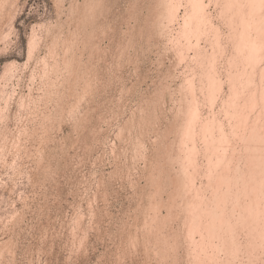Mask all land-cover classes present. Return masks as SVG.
<instances>
[{
	"label": "rangeland",
	"instance_id": "obj_1",
	"mask_svg": "<svg viewBox=\"0 0 264 264\" xmlns=\"http://www.w3.org/2000/svg\"><path fill=\"white\" fill-rule=\"evenodd\" d=\"M202 1L204 19L198 13L183 35V20L193 13L191 0H177L171 22L164 12L168 0H0V264H195L197 260L205 264L210 258L207 264H264V243L253 245L245 229L231 230L241 245L237 250L222 242L223 234L215 238L206 224L216 195L224 197L220 202L216 197L221 210L226 206L227 213L233 211L232 197L240 195L239 189L245 187L241 181L249 179H242L251 170L245 159L248 145H258L264 138V44L256 54V63L262 60L254 62L257 68L249 63L247 50L241 56L243 49L237 46L246 22L239 21L245 17L252 18L250 29L257 28L252 34L264 37L260 6L264 1L256 3L259 14L253 11L255 5L250 7L258 25L250 13L247 18L248 10L243 9V18L239 8L228 6L233 1L231 6L240 7L247 0H230L228 5V0ZM225 6L230 9L227 13ZM231 9L239 11L238 17ZM208 73L218 77L221 88L211 89ZM230 85L238 89L232 91ZM230 92L235 95L230 97ZM190 102L199 113L194 122L187 116ZM232 107L238 108L245 126L238 124L240 118ZM189 120L194 123L191 140L182 137ZM206 121L216 124L207 125L212 126L209 132L216 130L213 138L201 127ZM254 130L259 141L254 140ZM222 131L227 151L218 143ZM204 137L211 138L213 146ZM260 145L255 147L263 155ZM207 153L213 162L208 163ZM218 157L230 161L217 164ZM186 158L194 162L189 165ZM214 162L220 168L215 165L212 170ZM223 167L231 169L229 175L223 169L226 179ZM179 170L186 172L180 175ZM223 179L234 185L233 190L224 187ZM191 202L198 204L199 211H208L209 217L192 216ZM193 219L197 224L203 220L204 225L201 222L195 229V223L193 228L188 225Z\"/></svg>",
	"mask_w": 264,
	"mask_h": 264
},
{
	"label": "bare ground",
	"instance_id": "obj_2",
	"mask_svg": "<svg viewBox=\"0 0 264 264\" xmlns=\"http://www.w3.org/2000/svg\"><path fill=\"white\" fill-rule=\"evenodd\" d=\"M229 1H230V0H228V1L225 3V5H226V4L228 5V2H229ZM234 1H235V0H234ZM236 1H237V0H236ZM247 1H249V3H250V4H249V5H250L249 8H248V6H247V4H246V3H248ZM247 1H245V3H244V4H246L245 6H246L247 8L244 7V6H243L244 8L242 7V5H244V4H242V5L240 6L239 3L242 2L241 0H240L239 3H237V4H239L238 6L241 7V9H240V7H237V6H234V5L231 6V3H232L233 1H230V5H228V6H230L231 8H232V7L239 8V10L242 11L241 13H243V15H242V14H241V15H242V17L244 18V16H246L247 13H250V12L252 13L253 11H255V12L258 13V9H259V8L257 9L256 3H257V5L259 6L260 3H261L262 1H264V0H262V1H261V0H260V1H259V0H251V1H250V0H247ZM259 2H260V3H259ZM191 3H192V8H193V9H192L193 13H192V14H189V15L183 20V27H182V33H183V35H187V34H188V32H189L190 29H191V28H190V24L193 22V20H196V19H197V14H198V13H200V16H198V17H200L202 20L204 19L203 16L201 17V15H202V13H203V11H204V7L206 6V5L203 3V1H202V0H191ZM215 3H216V2H215ZM217 3H218V1H217ZM235 3H236V2H235ZM258 3H259V4H258ZM164 4H165V3H164ZM167 4H169V5H167V6H169V7H168L167 9H165L166 11H164V12H165V17H166V19H167V22H171V21L174 20V18L176 17V13H177V12H176V10H177L176 7L178 6V5H177V0H168V3H167ZM237 4H236V5H237ZM176 5H177V6H176ZM215 5H216V4H215ZM252 5H253V6L255 5V7H256V9L253 10V11H252V9L250 10V7L253 8ZM263 5H264V3L261 4L260 6H262V8H264ZM225 7H226V6H225ZM255 7H254V8H255ZM227 8L229 9V7H226V9H227ZM236 8H233V9H234V10H237ZM226 9L224 8V11H226ZM228 9H227L226 13L228 12ZM233 9H231V11H232ZM243 9L245 10V12H246V10H248V11L246 12V15L244 14L245 12H243ZM229 10H230V9H229ZM234 10H233V11H234ZM256 10H257V11H256ZM229 12H230V11H229ZM234 12H235V14H236L237 17H238V14H239V13H237V12H239V11H234ZM259 12H260V9H259ZM232 13H233V12H232ZM251 13H250V14H251ZM257 13H256V15H257L256 17H258V14H259V13H258V14H257ZM252 15H253V16H252ZM262 15H263V14H262ZM251 16L254 18V17H255V13H254V14H251ZM251 16H250V17H251ZM235 17H236V16H235ZM240 17H241V16H240ZM242 17H241V18H242ZM250 17L247 15V18H250ZM245 18H246V17H245ZM245 18H244L243 21H239V20H238L239 22H241V25H242L245 21H246V22H245V25H243L244 27L242 26V29L240 30L241 32L243 31L242 34H241V32L239 31L240 33H239V35H238V36H240V37H238V38H239V39H240V38L243 39V42H242V41L240 42L241 39L239 40V39L237 38V40H239V43H240V44L238 43V41L236 42V44H237V43L239 44V45H237L238 48H239L238 50H240V49L242 50V49H243L242 51L240 50L241 52H240L239 55L242 54V52L244 51V49L247 50V51H246L247 53H246V52H245V53L247 54V58L249 59V60H248L249 63H250V61H251L250 64H252V68H253V66H254V68H257L256 65H255V63H256V58H257V57H256V56H257L256 54H259V53L261 52L260 49L262 48V46H263V44H264L263 42H262V43L260 42V40H261L262 37H263V33H261L262 36H261L260 34L258 35V34L255 33V32H254V34H252L253 32H251V30H252V31H253V30L256 31L257 28L254 29V27H253V29H252V28L250 29L251 25L254 24V23H252V22H251L252 24L250 23V21H252V18H250V19H251L250 21H249V19H248V20H245ZM198 19H199V18H198ZM235 19H236V18H235ZM259 19H262V17H261V18L259 17ZM259 19H257V20H259ZM163 20H164V17H163ZM241 20H242V19H241ZM263 20H264V19H263ZM254 21L256 22V18L253 19V22H254ZM161 22H162V21H161ZM161 22H159V23L161 24ZM167 22H166V23H167ZM259 22H260V20H259ZM256 23H257V25H258V22H256ZM235 24H236V23H235ZM238 24H240V23H238ZM260 24H261V23H260ZM162 25H163V23H162ZM162 25H161V26H162ZM233 25H234V24H233ZM249 25H250V26H249ZM257 25H253V26H257ZM158 26H159V24H158ZM161 26H159V27H161ZM237 26H238V25H237ZM261 26H262V25H261ZM261 26H260V27H261ZM163 27H164V26H163ZM238 27H239V26H238ZM257 27H258V26H257ZM260 27H259V29H260ZM165 28H166V27H165ZM160 29H161V28H160ZM160 29H159V30H160ZM163 29H164V28H162L161 30H163ZM263 29H264V28H263ZM261 31H263V30L260 29V31H257V32L260 33ZM160 32H162V31H160ZM165 32H166V31H165ZM240 34H241V35H240ZM259 36H260V37H259ZM263 38H264V37H263ZM170 42H171V41H170ZM234 43H235V42H234ZM174 46L176 47V45H174ZM235 46H236V45H235ZM175 47H174V48H175ZM236 48H237V47H236ZM262 49H264V47H263ZM258 52H259V53H258ZM235 55H236V54H234V56H235ZM244 55H245V54H244ZM248 55H249V56H248ZM261 55H262V54H261ZM263 55H264V54H263ZM237 56H238V55H237ZM241 56H242V55H241ZM232 57H233V56H232ZM243 57H244V56H243ZM259 57H260V56H259ZM233 58H234V57H233ZM244 59H245V58H244ZM261 59H262V57H261ZM236 60H237V58H236ZM239 60H240V58H239ZM257 60H258V59H257ZM242 61H243V59H242ZM242 61H241V63H244V62H242ZM245 61H246V60H245ZM248 61H247V63H248ZM259 61H262V60H258V62H259ZM231 62H232V61L230 60V63H231ZM234 62H235V61H234ZM236 62H237V61H236ZM254 62H255V63H254ZM258 62H257V63H258ZM238 63H240V61H238ZM238 63H236V64H238ZM257 63H256V64H257ZM260 63H261V62H260ZM260 63H258V64H260ZM211 64H212V63H211ZM227 64H228V63H227ZM233 65H234V64H232V66H231V64H229V67H230V66L233 67ZM246 65H247V64H246ZM213 66H214V65H213ZM239 67H241V64H240ZM244 67H246V66H244ZM263 67H264V66H263ZM213 68H214V67H213ZM236 68H237V67H236ZM249 68H250V67H249ZM260 68H262V67H260ZM260 68H259V70H260ZM210 69L212 70V67H211ZM210 69H209V73H210ZM238 69H239V68H238ZM247 69H248V68H247ZM262 69H263V68H262ZM236 70H237V69H236ZM252 70H255V69H252ZM252 70H251V71H252ZM244 71H246V70H244ZM244 71H243V73H244ZM251 71H250V73H252ZM263 71H264V69H263ZM211 72H212V71H211ZM239 72H240V71H239ZM261 72H262V71H261ZM261 72H260V73H261ZM209 73H208V77L211 76V74H210V76H209ZM229 73H230V72H229ZM240 73H241V72H240ZM234 74H235V73H234ZM247 74H248V72H247ZM247 74H246V75H247ZM261 74H262V73H261ZM263 74H264V73H263ZM243 75H244V74H243ZM246 75H244V76H246ZM253 75H254V73H253ZM214 76H215V74H214ZM214 76H213V74H212L211 79H210L211 81H209V83L212 84V86L214 85L213 87H211V89L213 88V90H214V88H215V91H216V90H218V88H221V87L218 85V84H220V82H216L218 77L215 78V79H213L212 77H214ZM229 76H230V75H229ZM239 76H240V75H239ZM247 76H248V75H247ZM215 77H216V76H215ZM237 77H238V76H236L235 78L237 79ZM241 77H242V76H241ZM251 77H252V75H251V76L249 75V78H251ZM261 77H262V76H260V78H261ZM227 78H229V77H227ZM242 78H243V77H242ZM245 78H246V81H245V80H244V81H245V84H246V83L249 81V79L247 80L248 77H245ZM253 78H254V77H253ZM231 79H232V78H231ZM233 79H234V78H233ZM233 79H232V81L235 80V79H234V80H233ZM238 79H239V78H238ZM207 80H208V78H207ZM229 80H230V79H229ZM250 80H251V79H250ZM218 81H219V79H218ZM220 81H221V80H220ZM230 81H231V80H230ZM240 81H241V80H240ZM252 82H253V81H252ZM217 83H218V84H217ZM232 83H233V82H232ZM234 83H235V82H234ZM241 83H243V80L241 81ZM249 83H250V81H249ZM259 83H260V82H259ZM210 84H209V87L211 86ZM221 84H223V83H221ZM236 84H237V83H236ZM239 84H240V83H239ZM251 84H252V83H251ZM251 84H250V85H251ZM256 84H257V83H256ZM216 85H218L219 87H218V86L216 87ZM243 85H244V83H243ZM246 85H248V84H246ZM246 85H244V86H246ZM230 86H232V87H231V90H232V91H233V87H236V89H238L237 86H233V85H230ZM230 86H229V87H230ZM254 86H255V85H254ZM262 86H263V85H262ZM229 87H228V88H229ZM260 87H261V86H260ZM254 89H255V88H254ZM229 90H230V89H229ZM231 90H230V91H231ZM245 90H246V89H245ZM251 90H252V88H251ZM255 90H256V89H255ZM255 90H254V92H255ZM262 90H263V88H262ZM262 90H261L260 92H262ZM232 91H231V92H232ZM239 91H240V90H239ZM211 92H212V91H211ZM219 92H220V90H219ZM231 92L229 93V94H230V97H231V95H233L232 93H234V92H232V93H231ZM254 92H253V93H254ZM237 93H238V92H237ZM243 93H244V92H243ZM243 93H242L241 95H244ZM251 93H252V92H251ZM256 93H257V92H256ZM256 93H254V94H256ZM263 93H264V92H263ZM229 94H228V95H229ZM247 94H249V93H247ZM260 94H262V93H260ZM234 95H235V94H234ZM234 95H233V96H234ZM238 95H239V94H238ZM241 95H239L240 99H241ZM250 95H251V94H250ZM226 96H227V95H226ZM244 96H245V95H244ZM253 96H254V95H252V97H253ZM260 96H261V95H260ZM262 96H263V95H262ZM262 96H261V97H262ZM193 97H194V96H193ZM214 97H215V96H214ZM239 97H238V98H239ZM242 97H243V96H242ZM245 97H246V96H245ZM245 97H244V98H245ZM249 97H250V96H249ZM255 97H256V96H255ZM255 97H253V98L255 99ZM263 97H264V96H263ZM227 98H228V97H227ZM246 99H247V98H246ZM248 99H249V98H248ZM256 99H257V98H256ZM242 100H243V98H242ZM249 100H250V99H249ZM249 100H247V101H249ZM191 101H193V100H191ZM232 101H233V100H232ZM232 101H231V103H232ZM245 101H246V100H245ZM247 101H246V102H247ZM235 102H236V101H235ZM258 102H259V101H258ZM258 102H257V103H258ZM190 103H191V102H190ZM194 103H195V102H194ZM214 103H215V102H214ZM221 103H222V102H221ZM243 104H245V103H243ZM255 104H256V103H255ZM190 105H193V106H188L189 109H187V110H188V114H189V115H187V116L189 117L188 119H192L193 121H192V120H191V121L194 122V119H196V118L198 119V117H199V113H198L197 110H196V107H197V106L195 107L194 104H192V103H191ZM195 105H196V104H195ZM223 105H224V104H223ZM229 105H230V103H229ZM229 105H228V106H229ZM260 105H261V104H260ZM234 106H237V105L234 103ZM246 106H248V105H246ZM223 107H224V106H223ZM240 107H241V105H240ZM210 108H211V107H210ZM232 108L234 109L235 107H232ZM241 108H242V107H241ZM253 108H254V107H253ZM224 109H225V108H224ZM237 109H238V108L236 107V110H237ZM221 110H222V109H221ZM225 110H226V109H225ZM234 110H235V109H234ZM234 110H233V111H234ZM236 110H235V111H236ZM243 110H245V108H244ZM209 111H210V110H209ZM235 111L233 112V113H235L234 116L236 115V117L238 118L239 116H238L237 114H239V115H241L240 117H242V114H241L240 112L238 113V110L236 111L237 113H236ZM241 111H242V109H241ZM246 111H247V110H246ZM213 112H215V111H213ZM244 112H245V111H244ZM250 112H252V111H250ZM259 112H260V110H259ZM259 112H258V113H259ZM262 112H263V111H262ZM197 113H198V115H197ZM231 113H232V112H231ZM258 113H257V114H258ZM221 114H222V113H221ZM210 115H211V114H210ZM252 115H255V114H252ZM258 115H259V114H258ZM262 116H263V114H262ZM217 117H218V116H217ZM231 117H233V115H232ZM236 117H235V119H236ZM240 117H239V118H240ZM245 117H246V116H245ZM245 117H244V118H245ZM248 117H249V116H248ZM185 118H186V117H185ZM225 118H226V117H225ZM244 118H243V119H244ZM246 118H247V117H246ZM250 118H251V117H250ZM261 118H262V117H261ZM202 119H203V118H202ZM209 119H210V121L213 120V118H212V119L209 118ZM231 119H232V118H231ZM235 119H234V120H235ZM251 119H252V118H251ZM253 119H254V118H253ZM236 120H237V119H236ZM238 120L241 121V118L238 119ZM238 120H237V121H238ZM245 120H247V119H244V121H245ZM204 121H205V120H204ZM229 121H230V120H229ZM240 121H239V122H240ZM251 121H253V120H251ZM254 121H255V119H254ZM254 121H253V122H254ZM257 121H258V120H257ZM263 121H264V120H263ZM192 122H191V123H192ZM239 122H238V124H241V123H242V121H241L240 123H239ZM248 122H249V121H248ZM191 123H190V120H189V122L186 123V126L184 127L185 130H184V132H183L184 134L182 135L183 139H185V138H186V139H190V137L193 136V135H194L193 138L195 137V134H193L194 129L192 128V131H191V128H190V127H192V125H193L194 123H192V124H191ZM203 123H204V124L206 123V126H207L208 124H210V122L207 124V121H206V122H203ZM217 123H218V121H217ZM243 123H244V122H243ZM243 123H242V124H243ZM245 123H246V122H245ZM245 123L243 124L244 126H245ZM255 123H256V121L254 122V124H255ZM263 123H264V122H262V124H263ZM238 124L236 123V124H235L236 127L234 126L236 129H237V128L239 129V127H240V125L237 126ZM242 124H241V126H243ZM246 124H247V123H246ZM252 124H253V123H252ZM254 124H253V125H254ZM190 125H191V126H190ZM210 125H212V126H213V125L216 126V124H213V123H211ZM221 125H222V124H221ZM221 125H220V126H221ZM248 125H249V124H248ZM250 125H251V124H250ZM250 125H249V126H250ZM253 125H252V126H253ZM256 125H258V123H256ZM256 125H255V127H256ZM259 125H260V121H259ZM259 125H258V126H259ZM206 126H204V125L202 126V124H201V127H203L202 129H204V131L206 132V133H204V132L202 131V134H203V133H204V134H207V135L211 136V138H213L212 135H214V134H213V133H214L213 130L216 131L215 128H214L213 130H210V132H209L208 129H212V126H211V127H209V126L206 127ZM217 126H218V125H217ZM252 126H251V128H252ZM261 126H262V125H261ZM263 126H264V125H263ZM231 127H232V126H231ZM247 127H248V126H247ZM255 127H253V129H255ZM241 128H242V127H241ZM244 128H246V127H244ZM251 128H249L250 130H249L248 132H250V131L253 132V129H251ZM182 129H183V128H182ZM218 129H219V126L217 127V131H218ZM220 129H222V128H220ZM232 129H233V128H232ZM257 129H258V127H257ZM262 129L264 130V128H262ZM211 131H212V133H211ZM219 131H220V130H219ZM235 131H236V130H234L233 132H235ZM242 131H243V130H242ZM259 131H261V129H260ZM208 132H209V133H208ZM220 132H221V131H220ZM222 132H223V131H222ZM254 132H256V131L254 130ZM224 133H225V132L220 133V135L222 134L223 137L221 136V137H222V138H221V142H218V143H222V144H224V141L226 140V139L224 138V137H226V135H225ZM257 133H258V132H256L255 135H253V136H257V137H254V138H256V139H254V140H258L257 138H259V136H258L259 133H258V134H257ZM215 134H216V132H215ZM217 134H219V133H217ZM229 134H230V133H229ZM233 134H234V133H233ZM241 134H242V133H241ZM243 134H244V133H243ZM243 134H242V135H243ZM249 134H250V133H249ZM252 134H254V133H252ZM252 134H251V135H252ZM263 134H264V133H263ZM220 135H218V137H219ZM242 135H241V136H242ZM203 136H204V135H203ZM203 136H202V138H203ZM249 136H250V135H248L247 138H248ZM260 136H261V135H260ZM262 136H264V135H262ZM205 137H206V135H205ZM205 137H204V139H206ZM216 137H217V136H216ZM218 137H217V138H218ZM227 137H228V136H227ZM239 137H240V136H239ZM191 138H192V137H191ZM193 138H192V139H193ZM208 138H209V137H208ZM208 138L206 139V141H205V140H203V141H204V142H207V141L209 140ZM211 138H210V140H209V145L213 146V145H212L213 142L211 141V140H212ZM223 138H224V141H223ZM230 138H231V137H230ZM242 138H243V137H242ZM245 138H246V137H245ZM250 138H251V136H250ZM250 138H249V139H250ZM252 138H253V137H252ZM252 138H251L250 140H253ZM183 139L181 138V141H182ZM218 139H219V138H218ZM233 139H234V138H233ZM243 139H244V138H243ZM262 139H263V141H264V138H261V137H260L259 140H262ZM190 140H191V139H190ZM190 140H189V141H190ZM239 140H240V139H239ZM244 140H245V139H244ZM250 140H249V141H250ZM254 140H253V141H254ZM259 140H258V141H259ZM218 141H219V140H218ZM226 141H227V140H226ZM231 141H232V140H231ZM242 141H243V140H242ZM249 141H248V143H249ZM258 141H257V142H258ZM263 141H261V142L264 143ZM191 142H192V141H191ZM227 142H228V141H227ZM227 142H226V143H227ZM234 142H235V141H234ZM240 142H241V141H240ZM261 142H260V144H261ZM215 143H216V142H215ZM236 143H237V142H236ZM241 143H242V142H241ZM245 143H246V142H245ZM248 143H247V144H248ZM179 144L181 145L182 142H180ZM191 144H192V143H191ZM207 144H208V142H207ZM207 144H206V145H207ZM222 144H221V145H222ZM251 144H252V142L250 143V145H251ZM254 144H255V143H254ZM257 144H258V145H254V146H250V145H248V147H250L249 149L246 147L249 151L251 150L250 153H249V151H248L246 148H245V150H244V151L246 152V155H247V151H248V154H249V155H247V156H249V157H245V159L247 160V163H248V161H249V163H248L249 166H247V167H248V168H251V170H247V171H245V172H248V171H249V172L247 173V177H246V176H243V178H242V179H244V177H245V178H247V179L249 178V179H248V180L245 179L246 181H245V180H242V181H241V182H243L242 185H243V186L245 185V187L242 186L243 188L239 189V191H241V192L243 191V197L241 196V192H240V195L237 193L238 196H241V198H243V201H242V199H241V201H242L243 203H242L241 201H239L240 198H238L237 194H234V197H232V198H233V200H232L233 203L229 202V203H231V204L233 205V206L231 205L232 207H230V208H232L233 211H230L229 213H227V210H224V208H225L226 206H224V207L222 206L223 209L221 210V208L219 207V205H220L221 203H219V204L217 205V201H216V197H217V195L215 196V193H216V190H217V188H216V190H215L214 192L212 191V193H214L213 195L215 196V198H212V201H213V199H215L216 205L214 204V205H215V208H213V207H211V208H213V209L210 208V210H209L210 214H208V211H207V212H205V211L203 212V211L200 210V211H201V212H200V211L198 210L199 207H197V205H198L197 203H198V202L196 203V204H197L196 206H195L194 203L191 202L190 206H191V205L193 206V204H194V206H195V207L193 206V209H194V210H191V209L189 208L190 206H187L188 209L191 210V211H190V212H191L190 214H191L192 216H194V217H197V216L200 217V214H202V213H205V214H206V213H207V214L210 216V223H209V222H207V223L205 222V223H206L207 225L209 224L208 226H209L210 228H208V229L210 230V232H212L213 235L215 234V238H216V237H219V236H217V235H221V236H222V234H223L224 237H223L222 239H223L224 241H222V242L225 243L227 246L229 245V247H231V248H232V247H233V248H236V247H238V246L240 245L238 241L236 242L237 239H235L236 237L234 236V234L232 235V233H231V232H233V231H231V230L233 229L234 226H237L238 228L241 227L242 230L245 229V230L247 231V233L245 232V234H247V235H245V236H250L249 239L252 238L253 245H255V242H258V243H256V244H257V245L259 244V247H260V246L262 247V245H263V243H264V162H263V161H264V157H263L264 154H263V155H260V149H259V150L257 149V148L259 147L260 144H259V142H258ZM206 145H205V143H204V146H206ZM215 145H216V144H215ZM215 145H214V146H215ZM227 145H230V144H227ZM233 145H234V144H233ZM241 145H243V144H241ZM241 145H240V146H241ZM245 145H246V144H245ZM245 145H244V146H245ZM211 146H209V147H211ZM222 146H223V145H222ZM225 146H226V144H224V148H225V150H226L227 148H229L228 146H226L227 148H226ZM238 146H239V144H238ZM246 146H247V145H246ZM255 146H256L257 148H256ZM260 146H263V148L261 149V151H262V153H264V150H263V149H264V145L262 144V145H260ZM194 147H196V146H193V151H192V153L194 152V150H196V148L194 149ZM230 147H231V146H230ZM251 147H253V148H251ZM179 148H180V146H179ZM205 148H207V146H206ZM234 148H235V146H234ZM255 148H256V149H255ZM260 148H261V147H260ZM189 149H191V147H190ZM214 149H215V147H214ZM216 149H217V147H216ZM243 149H244V148H243ZM191 150H192V149H191ZM221 150H222V149H221ZM230 150H231V148H230ZM232 150H234V149H232ZM246 150H247V151H246ZM216 151H217V150H216ZM218 151H219V150H218ZM226 151H227V150H226ZM234 151H235V150H234ZM236 151H237V150H236ZM207 152H209V151L207 150ZM210 152H211V151H210ZM212 152H213V150H212ZM214 152H215V151H214ZM239 152H240V151H239ZM241 152H242V151H241ZM257 152H258L259 154H258ZM190 153H191V152H190ZM217 153H218V152H217ZM224 153H225V151H223V154H224ZM223 154H220V155H223ZM229 154H230V153H229ZM238 154H239V153H237V155H238ZM210 155H211V154H210ZM213 155H214V154H213ZM218 155H219V154H218ZM224 155H225V154H224ZM246 155H245V156H246ZM259 155H260V156H259ZM188 156H189V155H188ZM192 156H193V154L191 155V158H192ZM216 156H217V155H216ZM228 156H229V155H228ZM242 156H243V155H242ZM242 156H241V158H242ZM183 157H184V156H183ZM207 157H208V153H207ZM209 157H210V156H209ZM209 157H208V163H209V162H213V161H209V159H210ZM222 157L224 158V157H226V156H222ZM238 157H239V156H238ZM238 157H237V158H238ZM259 157H260V158H263V161L260 160ZM177 158H178V157H177ZM191 158H190V160H191ZM218 158H219V157H218ZM223 158L220 157L219 159H221V160H219V162H217V161H215V162H217V164H218V163L221 164L220 161H222ZM231 158H232V157H231ZM186 159H187V160H184V159H183V160L186 161V162H188L189 165H190V163H193V162H194V159H192V160H193L192 162H189L190 160L188 161V158H186ZM226 159H228V158H226ZM226 159H225V160L223 159V162H224V161H228V162H225V164H226V163H229V161H230V160H226ZM229 159H230V157H229ZM183 160H182V161H183ZM232 160H233V159H232ZM250 160H251V161H250ZM178 161H179V159H178ZM261 161H262V162H261ZM215 162H214V164H213V165H214V166H213V169L211 168L212 170H215L214 168H215L216 166H217L218 168H220V166L216 165ZM223 162H222V163H223ZM235 162H236V161H235ZM244 162H245V161H243V164H245ZM259 162H260V163H259ZM178 163H179V162H178ZM182 163H183V162H182ZM220 164H219V165H220ZM225 164H224V165H225ZM231 164H232V163H231ZM231 164H230V165H231ZM243 164H242V165H243ZM180 165H181V164H180ZM182 165H183V164H182ZM182 165H181V169L184 167V166H182ZM186 165H187V163H186ZM215 165H216V166H215ZM224 165H221V167L224 166ZM230 165H229V166H230ZM210 166H211V165H210ZM225 166H227V168H228V164L225 165ZM245 166H246V165H245ZM185 167H186V166H185ZM191 167H193V166H191ZM211 167H212V166H211ZM237 167H238V165H237ZM179 168H180V167H179ZM194 168H195V167H194ZM194 168H193V169H194ZM227 168H226V167H225V168L223 167L221 171H223V169H224L225 173H227V170H228V171L231 170V169H227ZM233 168H234V169H233ZM233 168H232V171H234V172H233V174H234V173L237 172V171H236L237 168H236L235 166H234ZM235 168H236V169H235ZM242 168H244V167H242ZM245 168H246V167H245ZM209 169H210V168H209V166H208V170H209ZM183 170H184V168H183ZM185 170H187V168H185ZM208 170H207V171H208ZM212 170H211V171H212ZM216 170H217V169H216ZM237 170L239 171V169H237ZM245 170H246V169H245ZM261 170H262V171H261ZM187 171H188V170H187ZM224 171H223V173H224ZM240 171H241V170H240ZM250 171H251V172H250ZM256 171H257V172H256ZM258 171H259L260 173H258ZM180 172L183 173L184 171H180V170H179V174L181 175ZM185 172H186V171H185ZM185 172H184V173H185ZM208 172H209V171H208ZM216 172H217V171H216ZM216 172H215V173H216ZM245 172H244V173H245ZM262 172H263V174H261ZM206 173H207V172H206ZM211 173H212V172H211ZM223 173H221V174L223 175L222 178H225V177H226V174L224 173V174H225V175H224ZM229 173H230V172H228L227 174L229 175ZM237 173H238V179L241 178V175L239 174V172H237ZM240 173H241V172H240ZM249 173H250V174H249ZM256 173H258L259 175L256 174ZM194 174H195V169H194ZM218 174H219V173H218ZM218 174H217V175H218ZM221 174H220L218 177H220V179H221V181H222ZM241 174H242V173H241ZM260 174H261V176H260ZM183 175L185 176V174H183ZM234 175H235V174H234ZM239 175H240V176H239ZM257 175H258L259 177H257ZM186 176H187V173H186ZM212 176H213V173H212L211 177H212ZM224 176H225V177H224ZM232 176H233V175H232ZM193 177H194V176H193ZM206 177H207V176H206ZM227 177H228V176H227ZM233 177L236 178L237 176H233ZM233 177H232V178H233ZM256 177L259 178V179H257ZM190 178H191V177H190ZM190 178H189V179H190ZM195 178H196V176H195ZM213 178H214V177H213ZM235 178H234V179H235ZM192 179H193V178H192ZM209 179H210V178H209ZM225 179H226V178H225ZM229 179H231V178L229 177ZM234 179H233V180H234ZM238 179L236 178L235 181H238ZM256 179H257L259 182H257ZM206 180H207V179H206ZM215 180H216L217 183H218V180H217V179H215ZM223 180H224V179H223ZM227 180H228V179H227ZM185 181H186V180H185ZM190 181H191V180H189V182H190ZM193 181H194V180H193ZM230 181H231V180H230ZM235 181H234V182H235ZM239 181H240V180H239ZM239 181H238V182H239ZM255 181L257 182V184H258V183H259V184L257 185V184L255 183ZM208 182H209V180H208ZM208 182H207V183H208ZM210 182H211V181H210ZM224 182H226V181L224 180ZM224 182L222 183V185L225 184ZM231 182H232V181H231ZM247 182H248L249 184H251V185L248 184L249 187H247V186H248V185L246 184ZM212 183H213V182H212ZM227 183H229V182H226V184H225L224 187L228 186V187H229V190H230L232 187L229 186L230 183H229L228 185H227ZM200 184H201V183H200ZM235 184H236V183H235ZM240 184H241V183H240ZM186 185H187V184H186ZM190 185H191V184H190ZM193 185H194V184H193ZM207 185H208V184H207ZM209 185H210V184H209ZM209 185H208V186H209ZM211 185H212V184H211ZM213 185H215V184H213ZM218 185H219V184H218ZM222 185H221V186H222ZM236 185L238 186V184H236ZM188 186H189V184H188ZM216 186H217V184H216ZM231 186H233V188H234V185H231ZM240 186H241V185H240ZM183 187H184V186H183ZM189 187H190V186H189ZM199 187H200V186H199ZM211 187H212V186H211ZM218 187H219V186H218ZM191 188H193V187H191ZM196 188H197V187H196ZM208 188H209V187H208ZM212 188H213V187H212ZM220 188H221V187H220ZM233 188H232V190H233ZM185 189H186V188H185ZM194 189H195V188H194ZM221 189H222V188H221ZM235 189H236V187H235ZM195 190H196V189H195ZM198 190H199V189H198ZM198 190H197V191H198ZM213 190H214V189H213ZM227 190H228V189H227ZM227 190H226V192H227ZM229 190H228V191H229ZM191 191H192V190H191ZM193 191H194V190H193ZM197 191H195V192H197ZM204 191H205V190H204ZM223 191H224V190H223ZM189 192H190V191H189ZM218 192H219V190H218ZM221 192H222V191H221ZM221 192H220V193H221ZM236 192H238V191H236ZM236 192H235V193H236ZM187 193H188V192H187ZM191 193H192V192H191ZM223 193H225V192H223ZM227 193H228V195H229V192H227ZM216 194H217V193H216ZM225 194H226V193H225ZM225 194H224V195H225ZM188 195H189V194H188ZM192 195H193V194H192ZM218 195H219V194H218ZM222 195H223V194H222ZM226 195H227V194H226ZM194 196H195V195H194ZM194 196H193V197H194ZM198 196H199V194H198ZM214 196H212V197H214ZM219 196H220V195H219ZM236 196H237V197H236ZM184 197H185V196H184ZM196 197H197V195H196ZM221 197H223V196H221ZM221 197H220V198L217 197L218 202H220L221 200L224 199V197H223V198H221ZM229 197H230V196H229ZM204 198H205V197H204ZM218 198H219L220 200H219ZM230 198H231V197H230ZM230 198H229V199H230ZM235 198H236V199L238 198V200H236ZM225 199H228V198H226V196H225ZM206 200H207V199H206ZM235 200L237 201L236 203H238L237 205H236V204L234 205V201H235ZM193 201H194V200H193ZM196 201H197V200H196ZM212 201H210V202L212 203ZM213 202H214V201H213ZM224 202H225V201H224ZM224 202H222V204H223ZM239 202L242 203V204H240ZM208 204H209V203H208ZM224 204H226V203H224ZM187 205H188V204H187ZM199 205H201V203H200ZM204 205H205V204H204ZM211 205H212V204H211ZM226 205H227V204H226ZM192 206H191V208H192ZM205 206H206V205H205ZM200 207H201V206H200ZM207 207H208V206H207ZM209 207H210V206H209ZM209 207H208V208H209ZM237 207H238V209H239L240 211L237 209ZM204 208H205V207H204ZM227 208H228V207H227ZM196 209H197V210H196ZM236 209H237V211H236ZM186 210H187V209H186ZM202 210H204V209H202ZM229 210H230V209H229ZM229 210H228V211H229ZM238 211H239V212H238ZM185 212H186V211H185ZM187 213H189V210H188ZM187 213H186V214H187ZM198 213H200V214H198ZM230 213H231V215H229ZM207 214H206V215H207ZM225 214H228L230 218H231V217H232V218L234 217V218H235V221H234V222H233V221L231 222V219H230V220H229V219H225V217L227 216V215L225 216ZM206 215H205V216H206ZM208 215H207V216H208ZM235 215H236V217H235ZM187 216H188V215H187ZM192 216L190 217V219L192 218ZM202 216H203V214H202ZM202 216H201V217H202ZM209 216H208V217H209ZM224 216H225V217H224ZM227 217H228V216H227ZM229 217H228V218H229ZM206 218H207V217H206ZM206 218H205V219H206ZM234 218H233V219H234ZM195 219H196V218H195ZM207 219H208V218H207ZM187 220H189V217H188ZM199 220H201V219L199 218ZM262 220H263V221H262ZM193 221H194V222H193ZM204 221H205V220H204ZM184 222H185V221H184ZM189 222H190V221H189ZM197 222H199V221H197V220L195 221V220L193 219V220H192V223H193V224H190V223H189L188 225H192V227H193V225L196 223V226H195V225H194V226L196 227L195 229H197V227H199L198 225H199L201 222H202V224H203V220L200 221V223H198V224H197ZM206 224H205V225H206ZM203 225H204V224H203ZM207 225H206V226H207ZM223 225H224V227H223ZM201 226H202V225H201ZM190 228H191V227H190ZM193 228H194V227H193ZM204 228H205V227H204ZM223 228H224V229H223ZM195 229H194V231H195ZM187 230H188V229H187ZM205 230H206V229H205ZM223 230H224V233L222 232ZM234 230H235V228H234ZM237 231H238V230H237ZM239 231H241V230L239 229ZM198 232H199V231H197V233H198ZM234 232H235V231H234ZM242 232H243V231H242ZM189 233H191V232H189ZM192 233H193V232H192ZM202 233H203V232H202ZM205 233H206V232H205ZM206 234H207V233H206ZM248 234H249V235H248ZM198 235H199V234H198ZM238 235H239V234H238ZM186 236H187V235H186ZM192 236H193V235H192ZM205 236H207V235H205ZM207 237H208V236H207ZM237 237H238V236H237ZM188 238H189V237H188ZM188 238H187V239H188ZM200 238H201V236H200ZM200 238H199V239H200ZM202 238H203V237H202ZM224 238H226V239H224ZM242 238H243V237H242ZM247 238H248V237H247ZM185 239H186V238H185ZM193 239H194V237H193ZM193 239H192V240H193ZM204 239H205V238H204ZM204 239H203V241H201V240H200V241H201V242H204ZM206 239H207V238H206ZM218 239H220V238H218ZM190 240H191V238H190ZM244 240H245V239H244ZM250 240H251V239H250ZM194 241H195V240H194ZM196 241H197V240H196ZM209 241H210V240H209ZM212 242H214V241H212ZM217 242H219V241H217ZM220 242H221V240H220ZM220 242H219V243H220ZM248 242H249V241H248ZM207 243H208V242H207ZM209 243H210V242H209ZM189 244H190V243H189ZM196 244H197V243H196ZM213 244H214V243H213ZM245 244H246V243L244 242V246H245ZM201 245H203V244H201ZM201 245H200V242H199V246H201ZM214 245H215V244H214ZM257 245H256V246H257ZM189 246H190V245H189ZM189 246H188V247H189ZM194 246H195V245H194ZM194 246H193V247H194ZM197 246H198V245H197ZM207 246H208V245H207ZM219 246H220V245H219ZM224 246H225V245H224ZM227 246H226V248H227ZM240 246H241V245H240ZM244 246L242 247L243 249H244ZM251 246H252V243H251ZM201 247H202V246H201ZM204 247H205V246H204ZM222 247H223V246H222ZM249 247H250V244H249ZM257 247H258V246H257ZM195 248H196V247H195ZM217 248L220 249V247L217 246V247H216V250H217ZM226 248H222V249H226ZM242 248H241V249H242ZM246 248H247V247H246ZM252 248H253V247H252ZM255 248H256V247H255ZM200 249H202V248H200ZM211 249H212V248H211ZM236 249H237V248H236ZM207 250H208V249H207ZM230 250H232V249H230ZM237 250H238V249H237ZM246 250H247V249H246ZM260 250H261V249H260ZM262 250H263V249H262ZM191 251H192V250H191ZM204 251H205V250H204ZM213 251H214V250H213ZM213 251H212L211 253H213ZM217 251L219 252V250H217ZM226 251H227V250H226ZM242 251H243V250H242ZM244 251H245V250H244ZM192 252H193V251H192ZM199 252H200V251H199ZM201 252H202V251H201ZM224 252H225V251H224ZM224 252H223V253H224ZM233 252L235 253V251H233ZM236 252H237V251H236ZM246 252H247V251H246ZM257 252H258V251H257ZM261 252H262V251H261ZM204 253H205V252H204ZM214 253H215V252H214ZM214 253H213V255H214ZM226 253H227V252H226ZM230 253H231V252H230ZM243 253H244V252H243ZM247 253H249V252H247ZM253 253H254V252H253ZM253 253H252V254H253ZM206 254H208V253H206ZM224 254H225V253H224ZM228 254H229V253H228ZM236 254H237V253H236ZM252 254H250V256H251ZM262 254H263V253H262ZM262 254H260V255H262ZM226 255H227V254H226ZM245 255H246V254H245ZM257 255H258V254H257ZM199 256H200V254L198 255V257H199ZM202 256L204 257V255H202ZM205 256H206V255H205ZM223 256H224V255H223ZM236 256H237V255H236ZM239 256H240V255H239ZM198 257L196 256L195 258H198ZM212 257H213V256H212ZM214 257H215V256H214ZM226 257H227V256H226ZM230 257H232V256H230ZM233 257H234V256H233ZM237 257H238V256H237ZM209 258H210V257H209ZM209 258H208V259H209ZM239 258H240V257H239ZM242 258H243V256H242ZM256 258H257V257H256ZM192 259H193V258H192ZM204 259H206V258H204ZM211 259H212V258H210V259L207 260V261H208V262H209V261L211 262ZM196 260H197V259H196ZM199 260L202 261L203 258H202V259L199 258ZM218 260H219V259H218ZM240 260H241V258H240ZM246 260H247V259H246ZM250 260H251V259H250ZM197 261H198V260H197ZM197 261H196V262L193 261V262H195V264H196V263H197V264H203V262H200V261L197 262ZM203 261H204V260H203ZM212 261H213V260H212ZM214 261H215V260H214ZM220 261H221V260H220ZM252 261H253V259H252ZM208 262H207V263H208ZM227 262H230V260L226 261L225 263H227ZM240 262H241V261H240ZM240 262H239V264H240ZM248 262H250V261L248 260ZM189 263H190V257H189ZM191 263H192V261H191ZM191 263H190V264H191ZM204 263H205V261H204ZM207 263H205V264H207ZM216 263H217V262H216ZM220 263H221V262H219L218 264H220ZM234 263H236V262H234ZM234 263L232 262V264H234ZM246 263H247V261H246ZM250 263H251V262H250ZM250 263H249V264H250ZM209 264H210V263H209ZM213 264H215V263L213 262ZM222 264H223V263H222ZM230 264H231V263H230ZM242 264H243V263H242Z\"/></svg>",
	"mask_w": 264,
	"mask_h": 264
}]
</instances>
